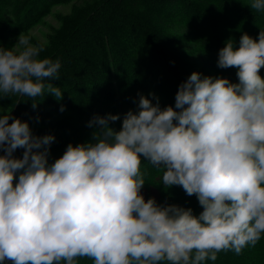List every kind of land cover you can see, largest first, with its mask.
I'll return each instance as SVG.
<instances>
[{"label":"clouds","instance_id":"9594fccd","mask_svg":"<svg viewBox=\"0 0 264 264\" xmlns=\"http://www.w3.org/2000/svg\"><path fill=\"white\" fill-rule=\"evenodd\" d=\"M249 7L264 11V0ZM44 47L22 32L0 47V99L45 90L62 99L49 82L60 79L61 61L41 58ZM217 67H235L238 83L193 72L175 108L140 95L120 130L109 126L119 115L94 116L92 140L69 143L52 163L54 136L0 115V264H204L255 247L264 237V30L244 33L238 48L227 40ZM145 160L165 187L197 197L199 215L145 199Z\"/></svg>","mask_w":264,"mask_h":264},{"label":"trees","instance_id":"16d2710c","mask_svg":"<svg viewBox=\"0 0 264 264\" xmlns=\"http://www.w3.org/2000/svg\"><path fill=\"white\" fill-rule=\"evenodd\" d=\"M250 3L251 0H0V47L14 46L21 32L29 35L33 44H44L41 58L61 61L60 79L49 82L63 92L60 100L47 90L34 99L20 95L0 99V115L11 112L13 117L27 122L33 136H54L48 158L52 163L63 155L69 143L92 140L98 125L90 128L88 122L94 116L119 115L120 119L109 126L120 130L124 114L138 111L140 95L153 104L157 102L154 97H158L161 108H175L179 85L193 72L238 83L235 67H217L218 52L229 39L238 48L244 33L258 39L260 30H264V11L250 9ZM59 6L66 7V11ZM47 15L51 22L45 20ZM38 24L46 30H39V34L29 31ZM260 75L264 78V68ZM33 103H37L36 108ZM23 152V148H17L13 156L22 158ZM145 163L146 160L141 171H151L143 187L146 200L155 198L158 204L191 208L199 215L203 209L195 195L188 196L180 186L165 187L162 171ZM78 264L93 261L78 258ZM204 264H264V237L239 255L221 251L216 261L206 260Z\"/></svg>","mask_w":264,"mask_h":264},{"label":"rangeland","instance_id":"374dc122","mask_svg":"<svg viewBox=\"0 0 264 264\" xmlns=\"http://www.w3.org/2000/svg\"><path fill=\"white\" fill-rule=\"evenodd\" d=\"M58 8L61 9L62 11H66V7H64V6H59ZM45 20H46L47 22H51V18H50V16L47 15V16L45 17ZM52 23L55 24L54 22H52ZM41 29L46 30V27H45L44 25H40V24H38V25H34V26H32V27L29 29V31H32L33 33L39 34V33H40L39 30H41ZM146 164H147V163H145V165H146ZM152 167H153V166H152ZM153 168H154V167H153ZM145 173H146V175H145L144 179H145V182H146V180H148L149 177H150V175H151V171H150V169H149L148 172H145ZM144 187H145V186H144ZM151 193L153 194V196H156V192L153 190V188H152V190H151ZM142 194H143V196L146 195V191H145L144 188H142Z\"/></svg>","mask_w":264,"mask_h":264}]
</instances>
